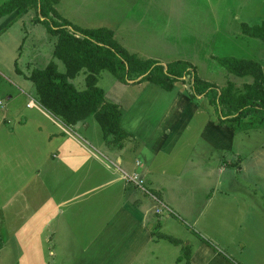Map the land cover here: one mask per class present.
Masks as SVG:
<instances>
[{
  "label": "crops",
  "instance_id": "1",
  "mask_svg": "<svg viewBox=\"0 0 264 264\" xmlns=\"http://www.w3.org/2000/svg\"><path fill=\"white\" fill-rule=\"evenodd\" d=\"M123 85L139 88L125 108L122 101L117 103L123 110L121 126L131 135L121 149L107 143L100 126H93L92 139L84 137L86 141L77 131L82 125L67 127L34 97L18 108L12 107L18 101L13 95L6 104L0 103V208L8 207L10 198L33 184L32 190L38 191L34 193L38 202L36 197L29 202L35 213L27 210L25 199L22 209L6 216L12 224L5 228L11 254L19 253L32 264H49L44 243L50 241L51 256L71 257L70 264H164L165 257L173 264H187L188 259L190 264H264V205L259 208L242 201L230 190L237 172L243 171L242 161L236 165L224 157L225 151L233 149L237 130L219 124L201 108L206 96L198 97L196 104L178 85L174 94L153 83ZM162 96L165 105L160 103ZM35 117L45 122H36ZM197 117L204 118L198 135L197 125L193 126ZM25 128L45 135V145L33 147L37 139L32 132L23 133ZM196 136L210 146L204 150L207 153L193 151ZM136 144L138 151L132 157L127 150L134 151ZM191 160L198 162L189 165ZM194 167L196 177L188 169ZM123 173H138L169 209L174 196L182 199L191 193L194 198L202 193L203 213H198L194 201L188 203L193 228L186 220L163 217L155 211L154 198L128 182ZM257 195L253 192L250 197L257 199ZM227 207H234L230 215ZM54 223L58 229L52 227ZM194 229L193 238L186 235ZM233 231L238 236L230 235ZM230 236L233 243L228 241ZM58 239L59 247L54 244ZM2 240L0 264L7 241ZM164 240L186 246L187 255L183 256L186 250L177 257L166 255L170 247L163 245ZM224 241L232 247L231 254L215 244Z\"/></svg>",
  "mask_w": 264,
  "mask_h": 264
},
{
  "label": "rangeland",
  "instance_id": "2",
  "mask_svg": "<svg viewBox=\"0 0 264 264\" xmlns=\"http://www.w3.org/2000/svg\"><path fill=\"white\" fill-rule=\"evenodd\" d=\"M7 1L0 0V7ZM55 8L60 18L67 20L73 28L112 30L121 47L129 53L138 55L141 59L157 61L163 65H169L176 61L192 64L198 78L214 83L220 89L225 88L230 81L235 83L238 88H243L244 84L253 81L250 77L238 78L230 75L220 63L222 58L234 57L253 60L262 66L264 72V41L251 38L243 33L244 25L252 27L264 23V0H59ZM34 19L35 15L32 13L20 15L18 10L13 14L0 17V103L3 102V105L6 104V99L10 95L18 99L12 106L15 108L32 99L31 97L35 98V88L26 76L35 69L44 68L54 60L53 51L56 37L48 32L43 23H35ZM58 64L60 71L64 73V65L59 61ZM73 83L79 90L85 89L84 72L73 80ZM98 86L104 90L108 102L120 103L122 101L124 108L133 97L134 89L139 88L138 86L125 87L108 71L101 72ZM178 86L185 92L184 83L180 82ZM173 94H170V97ZM147 99L149 100L148 97ZM194 102L199 104L198 99ZM160 103L166 104L164 96L161 97ZM200 105L203 110L210 113L213 119L217 120L218 116L209 97H204ZM203 119L197 117L193 122V126L197 125L198 127L195 130L196 135H198ZM35 120L36 122H45L43 117H35ZM258 120L246 121V124L237 129L235 142L231 146L233 151L230 149V152L225 151L224 157L226 161H231L236 165H239L240 161L243 162V171L237 172L236 182L230 185L233 187L230 190L242 201L253 203L254 206L262 208L264 205V120L257 122ZM88 121H90V125L79 123L82 127L77 131L83 138L92 139L90 134L93 126L98 129L100 127L93 117ZM22 132H32L36 137L37 142L33 143V147L36 148V143L37 147H39V143L45 145V135L37 133L36 129L25 128ZM100 132H102L101 129ZM190 132L192 133L193 130L189 131L187 135H190ZM195 138L196 146L193 151L196 155H200L201 152L205 153L204 150L210 146L199 136ZM138 147L139 144H136L134 151L127 150L128 155L134 157V152L138 151ZM50 150L49 152H51ZM197 162L198 160L188 161L189 165ZM181 163L183 164V161ZM188 169L196 177L195 173L198 169L195 167ZM34 186L35 184L28 191L18 193L10 198L8 207L0 208V222L3 221L0 228L3 239L7 240L6 250L1 256L2 264H32L26 261V257H20L19 253L17 256L11 254V249L8 247L9 233L5 228L12 225L8 223L6 216L10 218L12 211L22 209L20 207L24 206L25 199L29 200L27 210L36 212L35 207L29 204L34 197H36L35 202H38V194H34L38 191L32 190ZM253 192L258 194L257 199L250 197ZM196 196L192 198L191 193H186L182 199L174 196L173 205L170 206L171 211H165L167 213L163 217L172 218L175 222L178 221L177 219H181V222L186 220L189 222L188 226L193 228L190 221H194V217L186 206H189L190 201H194L198 213L202 214L204 209V194L196 193ZM183 203H185V207L182 206ZM227 208L230 215L234 207ZM41 210H43V206L40 207L38 214ZM4 221L6 222L4 223ZM260 226L262 225L260 224ZM52 227L58 229L59 226L54 223ZM227 228L226 225L225 229L229 234ZM196 234L195 229L186 233L191 238ZM230 235L238 236L234 231ZM55 236L58 235L55 234ZM45 237L47 236L45 235ZM242 238L244 237L242 236ZM237 240L238 237L235 241ZM228 241L233 243L231 236ZM14 243L12 242V245L17 248ZM51 243L50 241L44 243L48 263L70 264L71 257L51 256L54 253ZM54 244L59 247L60 240L54 241ZM215 244L219 250H225L229 254L233 252L232 247L226 245V241ZM163 245L166 248L170 247L166 251V255L171 257H177L187 248L174 243L170 244L167 240L163 241ZM231 256L238 260L234 255ZM164 264H173V262L165 257Z\"/></svg>",
  "mask_w": 264,
  "mask_h": 264
},
{
  "label": "trees",
  "instance_id": "3",
  "mask_svg": "<svg viewBox=\"0 0 264 264\" xmlns=\"http://www.w3.org/2000/svg\"><path fill=\"white\" fill-rule=\"evenodd\" d=\"M59 0H8L0 7V17L17 10L20 15L32 13L35 23H43L56 37L53 59L44 68L26 76L36 91L35 100L49 114L67 127H74L93 117L103 131L107 143L123 148L130 134L121 126L123 110L117 103L108 102L98 86L101 72L112 73L122 84L153 83L171 92L178 83H184L185 94L192 100L209 97L217 114V122L237 130L246 121L264 120V72L253 60L225 57L220 63L230 75L252 78V82L238 88L230 81L223 89L197 77L194 66L184 61L169 65L141 59L129 53L116 41L109 29H77L60 18L55 6ZM243 33L264 41V23L243 26ZM58 61L65 67L59 69ZM85 74V89L73 83ZM186 83V84H185ZM166 213V212H165ZM163 213V214H165ZM3 240L0 236V250ZM183 256L187 255V248ZM189 259H188V263Z\"/></svg>",
  "mask_w": 264,
  "mask_h": 264
},
{
  "label": "built area",
  "instance_id": "4",
  "mask_svg": "<svg viewBox=\"0 0 264 264\" xmlns=\"http://www.w3.org/2000/svg\"><path fill=\"white\" fill-rule=\"evenodd\" d=\"M31 103H29L30 105ZM139 165V163H138ZM123 177L126 178V180L133 185L137 186L139 189L143 190L145 193H147L149 196L153 197L154 200L157 202L156 206V213L157 214H163L165 211H171L157 196L153 195L146 187H145V181L141 179L140 175L138 173H132L127 174L124 173Z\"/></svg>",
  "mask_w": 264,
  "mask_h": 264
}]
</instances>
